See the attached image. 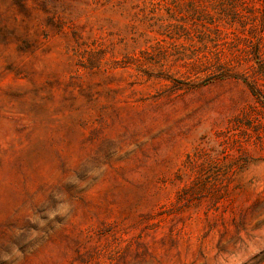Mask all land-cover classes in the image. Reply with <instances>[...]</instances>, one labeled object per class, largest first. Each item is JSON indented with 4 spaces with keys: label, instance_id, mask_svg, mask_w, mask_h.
Segmentation results:
<instances>
[{
    "label": "rangeland",
    "instance_id": "1",
    "mask_svg": "<svg viewBox=\"0 0 264 264\" xmlns=\"http://www.w3.org/2000/svg\"><path fill=\"white\" fill-rule=\"evenodd\" d=\"M235 12L264 0H0V264H264V210L233 220L264 200V106L188 64ZM198 155L229 194L171 212Z\"/></svg>",
    "mask_w": 264,
    "mask_h": 264
},
{
    "label": "trees",
    "instance_id": "2",
    "mask_svg": "<svg viewBox=\"0 0 264 264\" xmlns=\"http://www.w3.org/2000/svg\"><path fill=\"white\" fill-rule=\"evenodd\" d=\"M257 11L260 13V8H257ZM234 14L235 18H239L243 30L225 32L219 25L214 29L206 27L200 31L202 35L198 49H201V53L189 57L191 61L188 64L196 73H209L210 78L241 80L264 106V17H250L238 12ZM210 18L214 19V24L220 19L214 16ZM212 34L215 35L214 39H211ZM206 38L212 45L205 42ZM257 139L264 144V135L257 133ZM235 143L239 144L240 141L236 140ZM238 146L241 147V144ZM187 169L192 172V179L179 191L170 211H181L190 206L196 196L208 198L211 206L218 208V204L230 191L235 171L232 165L213 166L198 155L197 158L188 159ZM177 177L180 178V174ZM260 210H264V200L254 202L247 210L241 212L239 221L233 219L236 229L244 228L245 218L248 215H256ZM262 261L264 255L258 262Z\"/></svg>",
    "mask_w": 264,
    "mask_h": 264
}]
</instances>
